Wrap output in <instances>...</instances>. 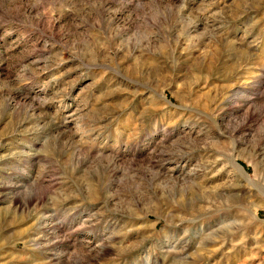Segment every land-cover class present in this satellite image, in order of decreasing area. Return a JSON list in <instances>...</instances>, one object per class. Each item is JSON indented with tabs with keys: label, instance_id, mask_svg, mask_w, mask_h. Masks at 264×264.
<instances>
[{
	"label": "rangeland",
	"instance_id": "374dc122",
	"mask_svg": "<svg viewBox=\"0 0 264 264\" xmlns=\"http://www.w3.org/2000/svg\"><path fill=\"white\" fill-rule=\"evenodd\" d=\"M0 264H264V0H0Z\"/></svg>",
	"mask_w": 264,
	"mask_h": 264
}]
</instances>
